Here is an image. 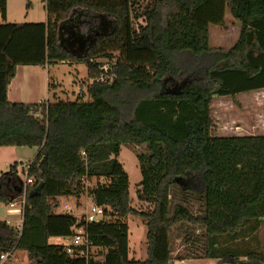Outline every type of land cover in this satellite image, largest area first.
<instances>
[{
	"label": "trees",
	"instance_id": "1",
	"mask_svg": "<svg viewBox=\"0 0 264 264\" xmlns=\"http://www.w3.org/2000/svg\"><path fill=\"white\" fill-rule=\"evenodd\" d=\"M44 1L46 23H0V148L37 149L27 171L33 184L17 163L0 173V203L25 193L21 227L0 220V255L23 251L31 264H172L203 251L217 264H264L258 242L239 245L264 221V135L212 136L210 116L214 97L264 90V0H153L146 8L139 0ZM226 10L240 24L238 38L227 51L213 49L209 26L223 27ZM66 36L85 43L81 53L64 46ZM98 59L115 60L113 82L89 83L101 73ZM66 61L85 64L88 101H8L17 66ZM121 146L145 148L136 154V194L149 211L130 204ZM83 179L98 183L88 189L103 208L98 223L56 212L58 197L85 194ZM174 189L197 197L200 212L173 203ZM129 215L145 222V260L128 256ZM74 226L94 248L88 258L47 242L71 238ZM179 226L196 246L173 256L170 233Z\"/></svg>",
	"mask_w": 264,
	"mask_h": 264
},
{
	"label": "rangeland",
	"instance_id": "2",
	"mask_svg": "<svg viewBox=\"0 0 264 264\" xmlns=\"http://www.w3.org/2000/svg\"><path fill=\"white\" fill-rule=\"evenodd\" d=\"M23 1V2H21ZM34 4L33 13L37 19L45 18V1L44 0H30ZM153 0H139L141 8H146L151 5ZM29 0H9L8 11L12 18L20 20L17 22L26 23V12L29 10L26 7ZM31 13V12H30ZM140 21V20H139ZM225 25L223 27L210 25L209 26V45L213 49H220L227 51L236 42L239 34L240 24L235 20L228 10L224 15ZM87 28L90 27L87 25ZM79 34L84 28H78ZM86 31V30H84ZM90 39H87L89 41ZM63 44L69 50H73L76 53H81L82 48L85 46L76 41L75 37L66 36L62 39ZM98 63L105 65L109 72L113 71V65L115 60L98 59ZM43 80L47 78L50 84L55 82V86L47 90L44 84V91L38 97V100L32 101L33 103H40L42 101L55 103L64 102L71 103L76 102L79 99V95H83V101H88L90 98L87 94V77L88 70L82 62H56L50 64L49 68L43 69ZM48 82V81H47ZM91 83V82H90ZM81 93V94H80ZM42 98V99H41ZM211 119H212V136L225 137V136H248V135H264V90L252 91L247 93H241L233 97H214L211 102ZM11 151H26L23 157H19ZM35 148H23V147H3L0 148V173L9 170V166L21 159L25 163H30L32 155L35 153ZM145 148L135 146H121L120 154L117 157L119 163L122 164L124 170L128 175L129 182V195L131 206L138 211H149L151 206L146 202L138 200L136 184L140 181L141 175L139 170V163L136 154L144 153ZM18 164V163H17ZM19 165V164H18ZM21 171L20 166H18ZM96 181L93 179L90 181V187H94ZM176 195L172 202H181L193 212L199 213L202 209V202L193 194L187 193L184 196L180 195L176 189ZM59 208L57 213H64V205H68L72 210V215L81 219L86 211V205L90 203L85 195L79 198L73 196L58 197ZM20 202L17 201V204ZM6 206L4 203H0V220L4 221V214ZM8 207V206H7ZM20 208V206H19ZM129 227L128 233V256L130 259L145 260L146 259V226L142 218L136 215H129L122 220ZM12 224H15L12 221ZM13 227V226H12ZM17 228V227H15ZM183 227H175L172 229L171 241L173 246V256L178 254H184L192 246L186 244L182 239ZM48 244H64L68 245L72 242V237L48 238ZM261 246V250L264 251V221L260 229L257 231L254 240L240 241L241 246H250L255 248ZM201 243L198 247L201 248ZM196 245L192 246L195 247ZM188 259L183 261H172V264H217L213 260L207 259L203 251L187 252ZM186 255V254H185ZM1 264H31L27 258V255L23 251L14 252L13 255Z\"/></svg>",
	"mask_w": 264,
	"mask_h": 264
},
{
	"label": "crops",
	"instance_id": "3",
	"mask_svg": "<svg viewBox=\"0 0 264 264\" xmlns=\"http://www.w3.org/2000/svg\"><path fill=\"white\" fill-rule=\"evenodd\" d=\"M8 7H9V0H6V19L4 22L0 19V23H24V22H17L20 20L12 18L9 14ZM28 9L29 10L26 12V16H25L26 23H46L48 19L47 12L45 13V18L37 19L33 13L34 4L30 0H29ZM45 68H49V65L47 64L45 66H17L15 76L8 85V90H7L8 101L12 103L34 104L32 101L34 100L37 101L41 93L45 92L44 84L46 86V83H47V90L49 92L50 89L49 86L50 85L51 87L55 86V82L52 81L53 83L50 84V81L47 80V78L45 79V81L43 80V74H44L43 69ZM47 103L50 102L47 101ZM6 150H10V149H6ZM35 150L36 151H34L35 153L32 155V159L37 154V149ZM24 152L26 151H19V150L16 152L11 151V153H15L19 157H23ZM15 163L21 164L24 162L21 159H19ZM7 206L5 209L4 221H6L9 225L13 227L20 228L22 225V208H19L20 206L19 204H15L13 207H10V204ZM12 221L15 224H12ZM213 261L214 263L218 262V260H213Z\"/></svg>",
	"mask_w": 264,
	"mask_h": 264
},
{
	"label": "built area",
	"instance_id": "4",
	"mask_svg": "<svg viewBox=\"0 0 264 264\" xmlns=\"http://www.w3.org/2000/svg\"><path fill=\"white\" fill-rule=\"evenodd\" d=\"M47 65V64H46ZM101 73L100 75L95 79L91 80L90 82L92 83L93 81L100 82V83H110L113 82L115 79V76L109 72V70L105 67V65H100L99 67ZM44 102V101H42ZM40 102V103H42ZM81 155L84 156V152H81ZM14 164V163H13ZM11 164V165H13ZM19 166L21 168V171L18 169L19 175L22 177V179L25 181V183L28 184H33V181L31 178L27 177V171L29 169L30 163H19ZM84 180V186H85V196L87 199L90 201L89 204L86 205V211L84 212L83 216L81 217L84 221L85 224L87 223H98L99 221L102 220L103 217V208L97 206L94 204L91 200V197L88 195V189H91L93 187H90V181L87 179ZM93 180V179H92ZM102 183V181H100ZM99 182V184H100ZM95 188L98 187V183H95L94 185ZM24 197L25 193L22 195V197L19 200V205L20 208H23L24 205ZM16 202L11 203L10 207H13ZM64 213L65 214H71L72 215V210L69 208L68 205L64 206ZM73 236H72V242L68 245H65L64 251L66 254L72 256V257H85L88 258V254L92 253L94 251V248L92 247V244L85 232L84 227H78L74 226L72 228ZM9 254H1L0 255V264L2 261H5L8 259Z\"/></svg>",
	"mask_w": 264,
	"mask_h": 264
},
{
	"label": "water",
	"instance_id": "5",
	"mask_svg": "<svg viewBox=\"0 0 264 264\" xmlns=\"http://www.w3.org/2000/svg\"><path fill=\"white\" fill-rule=\"evenodd\" d=\"M42 187H43V182L38 183V185L30 192V196L37 194L42 189Z\"/></svg>",
	"mask_w": 264,
	"mask_h": 264
}]
</instances>
